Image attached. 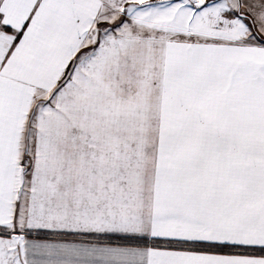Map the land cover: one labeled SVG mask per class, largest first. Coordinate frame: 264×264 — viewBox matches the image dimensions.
I'll list each match as a JSON object with an SVG mask.
<instances>
[{"label":"snow or ice","instance_id":"snow-or-ice-1","mask_svg":"<svg viewBox=\"0 0 264 264\" xmlns=\"http://www.w3.org/2000/svg\"><path fill=\"white\" fill-rule=\"evenodd\" d=\"M0 264H264V0H0Z\"/></svg>","mask_w":264,"mask_h":264}]
</instances>
